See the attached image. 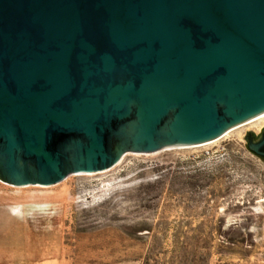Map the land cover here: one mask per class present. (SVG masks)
Returning <instances> with one entry per match:
<instances>
[{
    "label": "water",
    "instance_id": "95a60500",
    "mask_svg": "<svg viewBox=\"0 0 264 264\" xmlns=\"http://www.w3.org/2000/svg\"><path fill=\"white\" fill-rule=\"evenodd\" d=\"M264 112V0H0V179L52 185ZM248 149L263 155L264 131Z\"/></svg>",
    "mask_w": 264,
    "mask_h": 264
},
{
    "label": "rangeland",
    "instance_id": "374dc122",
    "mask_svg": "<svg viewBox=\"0 0 264 264\" xmlns=\"http://www.w3.org/2000/svg\"><path fill=\"white\" fill-rule=\"evenodd\" d=\"M263 124L52 185L0 179V264H264V159L245 139Z\"/></svg>",
    "mask_w": 264,
    "mask_h": 264
},
{
    "label": "bare ground",
    "instance_id": "6f19581e",
    "mask_svg": "<svg viewBox=\"0 0 264 264\" xmlns=\"http://www.w3.org/2000/svg\"><path fill=\"white\" fill-rule=\"evenodd\" d=\"M263 119H264V112H262L261 114H259V115H257V116H255V117H253L252 119H250V120H248V121H246V122H244V123H241V124H239L237 127H235V128H233V129H231L230 131H228V132H226L224 135H222L221 137H223V136H225V135H227V134H229V133H231V132H234V131H236V130H238L239 128H242V127H245V126H247V125H250L251 127L252 126H254L256 123H258L259 122V124H260V122L262 121L263 122ZM258 125V124H257ZM259 126V125H258ZM220 137V138H221ZM219 139V138H218ZM218 139H216V140H218ZM216 140H214V141H216ZM214 141H212V142H214ZM209 143H211V142H209ZM99 172V171H98ZM80 173H84V174H90V172H80ZM92 174V173H91ZM36 185V184H35ZM37 185H40V184H37Z\"/></svg>",
    "mask_w": 264,
    "mask_h": 264
},
{
    "label": "flooded vegetation",
    "instance_id": "af4514ba",
    "mask_svg": "<svg viewBox=\"0 0 264 264\" xmlns=\"http://www.w3.org/2000/svg\"><path fill=\"white\" fill-rule=\"evenodd\" d=\"M264 131V124L261 126L260 130L258 133H253L251 131H249L246 135H245V139H246V142H247V146L250 142H256V140L258 139V137L260 136V134ZM261 152L264 153V148L260 149ZM256 154V153H255ZM258 155L259 157L263 158L264 159V156L263 155H259V154H256Z\"/></svg>",
    "mask_w": 264,
    "mask_h": 264
}]
</instances>
